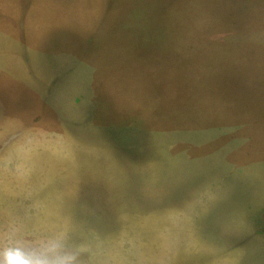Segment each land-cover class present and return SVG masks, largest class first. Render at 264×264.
<instances>
[{
  "label": "rangeland",
  "instance_id": "1",
  "mask_svg": "<svg viewBox=\"0 0 264 264\" xmlns=\"http://www.w3.org/2000/svg\"><path fill=\"white\" fill-rule=\"evenodd\" d=\"M156 2L0 0V228L78 264H264V0H168L166 66L129 33Z\"/></svg>",
  "mask_w": 264,
  "mask_h": 264
},
{
  "label": "trees",
  "instance_id": "2",
  "mask_svg": "<svg viewBox=\"0 0 264 264\" xmlns=\"http://www.w3.org/2000/svg\"><path fill=\"white\" fill-rule=\"evenodd\" d=\"M163 1L166 3L163 6H161V4H160L161 1L160 0H158V2H156V6H158V7H157V12H156V14H155V16L153 18L155 20H158V19H160V17H162L163 20H165V22H162V23L160 22V23H158V26H155V20H154V22H151L152 20L150 19V16L145 14V12H144V17H145L144 19L147 20V24H146L145 28L142 29V31H139L138 28L133 29V30H129V33H135L136 37L138 38V42L140 41L139 39L143 36V34L148 39L154 38V36H155L159 40V43L157 45L160 46V48L162 49V53H163L162 55H165V56L161 57L162 58L161 60H162L163 64L166 66L167 64L164 61L168 57V50H170L172 48V45H171L172 44V40H176V42H177V39H182L183 35H182L181 30H179L177 28V26L172 23V21L170 20V18L166 14L162 13V16H161V13H160L161 10L159 8H163L162 12H164V10L168 6H170V2H168V0H163ZM159 6H161V7H159ZM222 6L227 8L226 4L222 5ZM245 9H246L245 6L243 8L242 7L238 8V6L237 7L235 6V10H233L227 16L226 23H228L229 27L232 28V26H234V28H237V30L241 27L242 22L245 21V18H246L245 14L243 12V11H245ZM167 18H168V20H167ZM149 23H152L151 24L152 26ZM160 24H161L160 29H154L153 28V25L156 28V27H159ZM136 52L138 53L139 51H136ZM236 80H238V79H235L233 81V78H231L229 80V84H232V82H235ZM227 94H230V93L227 92ZM229 97H231V99H233V100H238L236 98V96H235V91L234 90L232 91V93H231V95Z\"/></svg>",
  "mask_w": 264,
  "mask_h": 264
},
{
  "label": "clouds",
  "instance_id": "3",
  "mask_svg": "<svg viewBox=\"0 0 264 264\" xmlns=\"http://www.w3.org/2000/svg\"><path fill=\"white\" fill-rule=\"evenodd\" d=\"M0 264H78L75 254L64 250L58 239H48L35 247L19 245L0 250Z\"/></svg>",
  "mask_w": 264,
  "mask_h": 264
},
{
  "label": "crops",
  "instance_id": "4",
  "mask_svg": "<svg viewBox=\"0 0 264 264\" xmlns=\"http://www.w3.org/2000/svg\"><path fill=\"white\" fill-rule=\"evenodd\" d=\"M12 227H13V224L11 222L10 225L8 224L6 230L0 228V250H3L4 248H7L9 246H14V245L23 246L26 248L27 247H35V246L27 243V238L25 239L24 242H23V238H18L19 234L23 230H25V228H17V229L12 230ZM6 231H8V232H6ZM48 239H51V238H48ZM48 239L43 238V240L41 242L46 241ZM64 239H66L65 236H63V240H62L63 244L65 245ZM90 260H92V259H90ZM83 264H90V263L87 260V261H84Z\"/></svg>",
  "mask_w": 264,
  "mask_h": 264
}]
</instances>
